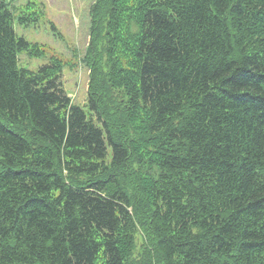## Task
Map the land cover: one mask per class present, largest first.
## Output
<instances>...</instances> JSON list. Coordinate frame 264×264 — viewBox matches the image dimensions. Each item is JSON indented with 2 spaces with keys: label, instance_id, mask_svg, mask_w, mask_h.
<instances>
[{
  "label": "trees",
  "instance_id": "16d2710c",
  "mask_svg": "<svg viewBox=\"0 0 264 264\" xmlns=\"http://www.w3.org/2000/svg\"><path fill=\"white\" fill-rule=\"evenodd\" d=\"M91 14L84 108L0 0V264H264V0Z\"/></svg>",
  "mask_w": 264,
  "mask_h": 264
},
{
  "label": "rangeland",
  "instance_id": "374dc122",
  "mask_svg": "<svg viewBox=\"0 0 264 264\" xmlns=\"http://www.w3.org/2000/svg\"><path fill=\"white\" fill-rule=\"evenodd\" d=\"M5 1L13 12L17 35L30 44L28 50L19 54V67L37 72L39 68L48 65L51 61H57L61 65L60 74L64 89L72 103L86 108L91 67L85 59L93 41L91 11L96 0ZM24 16L28 17L29 22L25 24L18 22V19ZM104 40L102 38L99 44ZM104 48L105 46L102 50ZM108 91L109 99L116 101L118 107L125 105L127 98L121 90L109 89ZM130 165L133 170H136L137 160L134 158ZM129 170L128 173H130ZM133 177L135 178L134 175ZM137 184H139L138 181H136ZM131 192L135 194V189ZM137 197L141 199L142 194ZM143 237L144 232L138 226L135 232L133 260L139 259L145 249Z\"/></svg>",
  "mask_w": 264,
  "mask_h": 264
}]
</instances>
